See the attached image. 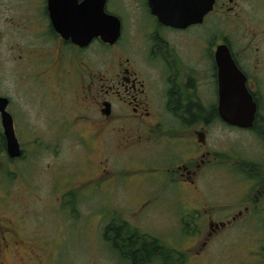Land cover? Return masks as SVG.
<instances>
[{"label": "flooded vegetation", "instance_id": "flooded-vegetation-1", "mask_svg": "<svg viewBox=\"0 0 264 264\" xmlns=\"http://www.w3.org/2000/svg\"><path fill=\"white\" fill-rule=\"evenodd\" d=\"M111 3L112 0H0V58L10 64L14 84L25 89L15 92L18 101L13 96L0 95L9 100L7 110L15 131L33 127L23 116L22 103L28 102L37 119L45 116V129L53 132L51 138L29 140L32 146L60 154L66 138L77 141L81 158L95 166L93 173L85 174L88 178L84 184L102 180L111 193L121 189L148 194L203 193L207 174L218 171L221 158L226 157L215 138L217 126L243 129L221 118L222 74L231 76L226 80H236L242 73L258 105L255 123L248 129L256 131L261 126L264 0H215L201 22L185 28L162 23L153 13L150 0H121L123 11L119 12ZM105 14L121 22V34L113 43L101 35L94 36V30H110ZM5 44L11 46L2 49ZM222 59H230L239 72L223 71ZM0 120L3 126L1 114ZM59 129L72 133L53 142L55 130ZM82 129L89 133L82 135ZM18 139L23 154L11 158L6 152L4 133L0 138L2 146L5 142L3 154L10 167L26 156V146ZM231 152L234 158L232 149ZM77 154L78 150L72 149L71 159L44 169L51 174L49 193L63 198L59 211H69L71 218L74 198L82 186L71 179L55 187L54 171L64 168L71 172ZM263 174L256 173V178L264 179ZM26 193L32 201L40 199L33 189ZM5 194L0 195V264H5L1 253L15 256L18 264H56V241L63 232H28L25 217L34 213V208L30 209L33 204L22 203L14 187ZM260 194L264 198V191ZM66 196L70 199L65 202ZM257 202L254 204H262L264 210V202ZM190 209L197 210V215L189 218L197 227L202 222L210 227L206 233L203 229L198 232L203 235L204 248L221 229L248 217L250 206L228 220L223 217L231 216V209L224 206L204 211ZM125 226H118L124 227L123 237L137 241L134 237L138 232L131 233ZM118 254L132 264L122 252Z\"/></svg>", "mask_w": 264, "mask_h": 264}, {"label": "rangeland", "instance_id": "rangeland-1", "mask_svg": "<svg viewBox=\"0 0 264 264\" xmlns=\"http://www.w3.org/2000/svg\"><path fill=\"white\" fill-rule=\"evenodd\" d=\"M111 7L119 12L121 0H112ZM121 10L123 11V8ZM125 18L127 19L126 16ZM10 46L5 44L2 49ZM2 53L1 50L0 55ZM9 65L0 58V95H10L18 101L15 92L25 89L21 84L19 87L18 84H14L15 79L12 80V69ZM260 88L264 91V84H260ZM260 100V123H263L264 93L260 94ZM31 105L28 102L22 103L23 116L33 123L31 131L20 128L16 132L21 143L26 146L23 161L11 164L10 167L0 142V195H6L7 190L14 187L19 190L22 203L33 204L30 209L34 208V213L25 217L28 232L33 234L37 232L57 234L60 230L63 232L56 241L59 247L56 264H128L105 240L106 228L112 223H124L131 233L140 232L148 238H157L167 249L176 251V254L180 252L186 258L184 261L180 259L181 255L172 257V264H264V219H261L264 210L262 204L259 206L254 204L257 197L261 198L257 203L264 202L260 194L264 191V179L256 178V173L264 172V132H260L262 125L256 131L217 126L215 138L219 140V149L226 157L221 158L218 171L207 174L204 182L206 190L204 189L203 193L148 194L133 193V190L124 189L111 193L102 180L84 184L88 178L85 174L93 173L95 166L81 158L82 151L77 141L66 138L60 154L45 150L43 146L39 148L32 146L34 143H30L29 140L48 139L53 137V132L45 129L47 128L44 125L45 116L37 119ZM55 132L53 142L55 140L57 142L63 135L72 133L68 129H59ZM80 132L86 136L89 130L82 129ZM2 134L3 126L0 120V138ZM72 149L78 150V157L74 160L71 172L64 168L54 171L55 187H62L71 179L77 180L80 182L78 186H82L74 198L75 211L72 212L71 218L69 211H59L63 198L57 196L54 198V195L49 193L51 174L44 169L55 162L68 160ZM231 149L235 153L234 158H231ZM98 150L100 151V148ZM99 151L95 152L96 157L99 156ZM213 188L216 189L215 192ZM30 189H33L40 199L36 198L33 201L28 199L26 192ZM252 195L254 203L250 202ZM69 199V196H66L65 202ZM247 205L250 206L248 217L242 215L244 218L241 221L221 229L208 240L206 247L201 248L203 235H199V229L206 233L210 227L203 222L197 227L193 218H191L193 221L189 219L193 214L197 215V210L190 208L204 211L207 208L224 206L231 209L229 211L231 216L223 217L224 220H228ZM4 213L12 217L11 213ZM252 213L257 215L256 218L249 217ZM57 220L61 222L58 223ZM117 220L119 222H114ZM17 256L21 258L22 254L19 253ZM1 258L5 264H18L13 255L1 253Z\"/></svg>", "mask_w": 264, "mask_h": 264}, {"label": "water", "instance_id": "water-1", "mask_svg": "<svg viewBox=\"0 0 264 264\" xmlns=\"http://www.w3.org/2000/svg\"><path fill=\"white\" fill-rule=\"evenodd\" d=\"M214 2L215 0H150V5L153 13L159 17L162 23L176 28H185L201 22L205 14L212 9ZM52 15L54 21L57 22V16L53 10ZM105 18L110 30H94V36L101 35L106 41L113 43L121 34V22L114 15L105 14ZM220 63L223 71L224 68L225 71L226 69L238 71L230 59H222ZM238 74L239 77L236 80H226V76L222 74L220 114L228 124L248 129L255 123L258 105L247 89L245 77L240 72ZM8 104V98L0 96V114L7 144L6 152L11 158H19L23 151L16 135L13 117L7 110Z\"/></svg>", "mask_w": 264, "mask_h": 264}, {"label": "trees", "instance_id": "trees-1", "mask_svg": "<svg viewBox=\"0 0 264 264\" xmlns=\"http://www.w3.org/2000/svg\"><path fill=\"white\" fill-rule=\"evenodd\" d=\"M260 124L262 125L260 132H264V122ZM2 148H5V142L3 143ZM122 224L119 225V223H112L107 226L105 239L109 241V244L118 253L122 252L125 257L130 258L132 264H159L160 261V264H172V257L176 258L178 255H181V258L179 257L180 259H183L184 261L186 260L183 254L180 252L176 254V251L167 249L164 245H162L161 240L157 238H148L147 235L140 232L135 233L136 235L134 238L137 240L135 242L124 238L123 236H126L123 234L124 227H118H122Z\"/></svg>", "mask_w": 264, "mask_h": 264}]
</instances>
